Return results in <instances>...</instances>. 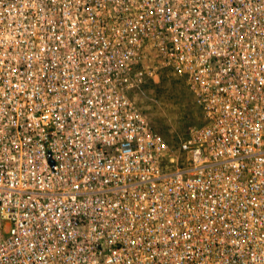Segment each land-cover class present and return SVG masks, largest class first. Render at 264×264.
Wrapping results in <instances>:
<instances>
[{
    "label": "built area",
    "instance_id": "obj_1",
    "mask_svg": "<svg viewBox=\"0 0 264 264\" xmlns=\"http://www.w3.org/2000/svg\"><path fill=\"white\" fill-rule=\"evenodd\" d=\"M0 264H264V0H0Z\"/></svg>",
    "mask_w": 264,
    "mask_h": 264
},
{
    "label": "rangeland",
    "instance_id": "obj_2",
    "mask_svg": "<svg viewBox=\"0 0 264 264\" xmlns=\"http://www.w3.org/2000/svg\"><path fill=\"white\" fill-rule=\"evenodd\" d=\"M179 85L191 92L186 82L182 80L176 85H165L160 89L147 87L141 92H134L139 109L156 130L161 131L165 126L169 128L171 135L169 138L173 144L180 142V139L187 135L190 127L204 120L201 109L195 108L189 111L188 100L183 102L177 96Z\"/></svg>",
    "mask_w": 264,
    "mask_h": 264
},
{
    "label": "trees",
    "instance_id": "obj_3",
    "mask_svg": "<svg viewBox=\"0 0 264 264\" xmlns=\"http://www.w3.org/2000/svg\"><path fill=\"white\" fill-rule=\"evenodd\" d=\"M185 81L186 84L187 80L185 78V76H180L177 73L174 72V70L170 67H165L161 70V78L159 82H155L153 80H148L146 83H144V85L142 86V88L139 89H135L131 92V96L134 97V92H141L143 90H145V88L147 87H156L158 89L163 88L165 85H176L177 82L180 81ZM182 84V83H181ZM180 88H178L179 92L177 93V96L180 97L182 99V101L184 102L185 100H188V109L189 111H193V109H201V107L198 105L197 101H196V97L194 95V93L192 92V90L190 89L189 85V89L191 92H189L187 89V91L185 90V88H183L182 86L179 85ZM202 111V109H201ZM191 128V127H190ZM159 133H161L163 135V137L165 138L166 141H168L174 148L175 152H179V142L177 144H173L169 138V136H171L169 134V128L168 127H163L161 128V131H158ZM188 134V133H187Z\"/></svg>",
    "mask_w": 264,
    "mask_h": 264
}]
</instances>
